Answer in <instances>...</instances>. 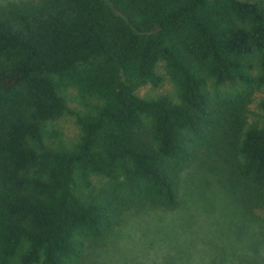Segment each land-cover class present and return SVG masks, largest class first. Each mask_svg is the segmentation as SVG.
<instances>
[{"label":"trees","instance_id":"obj_1","mask_svg":"<svg viewBox=\"0 0 264 264\" xmlns=\"http://www.w3.org/2000/svg\"><path fill=\"white\" fill-rule=\"evenodd\" d=\"M207 140L264 210V0L0 6V264H80L124 209H174Z\"/></svg>","mask_w":264,"mask_h":264},{"label":"rangeland","instance_id":"obj_2","mask_svg":"<svg viewBox=\"0 0 264 264\" xmlns=\"http://www.w3.org/2000/svg\"><path fill=\"white\" fill-rule=\"evenodd\" d=\"M171 89L167 81L153 93ZM63 125L73 132L72 123ZM198 147L178 175L174 209L153 203L124 209L103 240L87 243L80 264H264V210L244 205L245 189L218 147L208 140Z\"/></svg>","mask_w":264,"mask_h":264}]
</instances>
